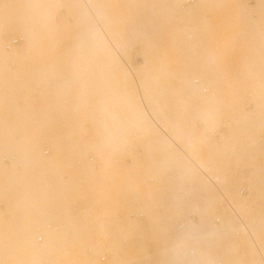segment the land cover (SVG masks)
Listing matches in <instances>:
<instances>
[{
  "label": "bare ground",
  "instance_id": "6f19581e",
  "mask_svg": "<svg viewBox=\"0 0 264 264\" xmlns=\"http://www.w3.org/2000/svg\"><path fill=\"white\" fill-rule=\"evenodd\" d=\"M184 1L0 0V264H264V0Z\"/></svg>",
  "mask_w": 264,
  "mask_h": 264
},
{
  "label": "rangeland",
  "instance_id": "374dc122",
  "mask_svg": "<svg viewBox=\"0 0 264 264\" xmlns=\"http://www.w3.org/2000/svg\"><path fill=\"white\" fill-rule=\"evenodd\" d=\"M250 3L253 2V0H249ZM196 5V0H187L183 2V5ZM22 43V39L21 37H15L13 40V44H21ZM130 60H131V64L133 66H139L142 63V57L140 54V45L138 43H135L133 46H131L130 48ZM88 124V122H86V125ZM189 218L191 220H193L194 222L197 221V216L193 213L189 214ZM216 223H219L218 220H216ZM105 261V260H103Z\"/></svg>",
  "mask_w": 264,
  "mask_h": 264
}]
</instances>
